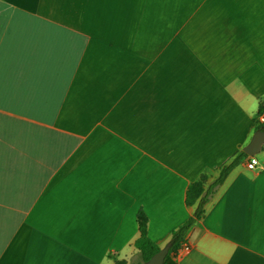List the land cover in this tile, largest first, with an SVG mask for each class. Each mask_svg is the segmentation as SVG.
I'll return each instance as SVG.
<instances>
[{
	"label": "crops",
	"instance_id": "0c3cea01",
	"mask_svg": "<svg viewBox=\"0 0 264 264\" xmlns=\"http://www.w3.org/2000/svg\"><path fill=\"white\" fill-rule=\"evenodd\" d=\"M264 0H0V264H142L248 143ZM171 254L264 264V144Z\"/></svg>",
	"mask_w": 264,
	"mask_h": 264
},
{
	"label": "trees",
	"instance_id": "16d2710c",
	"mask_svg": "<svg viewBox=\"0 0 264 264\" xmlns=\"http://www.w3.org/2000/svg\"><path fill=\"white\" fill-rule=\"evenodd\" d=\"M263 111L264 103H261L258 107V114L262 113ZM259 128L264 129V122L258 123L255 130ZM246 156L247 154L241 150L229 164L224 165L220 169L219 174L213 181L206 183L207 177L206 175L202 174L197 180L191 182L187 186L185 192V202L189 205L195 204V210L191 216H189L184 222L172 230L169 238L171 245L165 256L163 264H176L171 259V254L176 252L185 242V236L188 229L203 216L206 204L214 195L217 187L224 181L229 171ZM147 221L148 219L145 212L142 209H139L137 212L139 236L135 240L134 246L140 251L144 261L160 249L159 245L151 240L147 234ZM116 263L123 264L121 261H116Z\"/></svg>",
	"mask_w": 264,
	"mask_h": 264
},
{
	"label": "water",
	"instance_id": "95a60500",
	"mask_svg": "<svg viewBox=\"0 0 264 264\" xmlns=\"http://www.w3.org/2000/svg\"><path fill=\"white\" fill-rule=\"evenodd\" d=\"M264 144V129H257L253 132L250 140L243 146L242 150L249 156L257 154ZM171 242L168 241L164 246L160 247L158 251L152 254L142 264H163L165 256L169 250Z\"/></svg>",
	"mask_w": 264,
	"mask_h": 264
},
{
	"label": "built area",
	"instance_id": "2783aa9c",
	"mask_svg": "<svg viewBox=\"0 0 264 264\" xmlns=\"http://www.w3.org/2000/svg\"><path fill=\"white\" fill-rule=\"evenodd\" d=\"M257 121L259 123L264 122V111L257 115ZM256 164H257V160L255 159L254 156H250L249 160L246 163L247 167L251 169L254 168Z\"/></svg>",
	"mask_w": 264,
	"mask_h": 264
}]
</instances>
